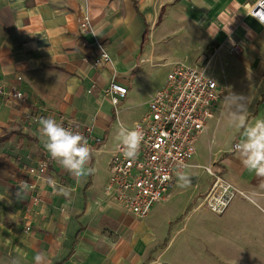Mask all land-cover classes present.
<instances>
[{
    "label": "crops",
    "instance_id": "1",
    "mask_svg": "<svg viewBox=\"0 0 264 264\" xmlns=\"http://www.w3.org/2000/svg\"><path fill=\"white\" fill-rule=\"evenodd\" d=\"M254 1L0 0V83L26 96L8 102L0 95V264L14 259L33 264L37 253L46 255L44 264H179L168 252L182 236L186 243L190 236L195 241L194 264H264V177L243 166L234 151L242 130L229 126L222 114L230 90L247 97L250 122L264 118V24L248 14ZM86 12L93 31L81 28ZM185 22L192 42L170 46L166 31L187 28ZM99 43L112 62L95 67ZM235 43L241 52L231 51ZM212 49L208 73L225 93L197 142L195 166L185 169L191 186L180 189L175 181L168 199L160 202L183 205L185 217L205 209L211 225L151 234L149 219L160 209L139 220L104 192L119 143L117 125L130 128L142 119L176 63H202V54ZM155 67L169 69L136 109L146 74ZM113 78L128 87L117 111L103 94ZM40 117L57 123L61 117L72 119L101 139L92 146L88 167L93 174L77 182L51 160L39 136ZM207 143L209 155L194 162ZM48 160L44 173L36 171ZM207 164L237 190L222 214L200 204L214 180L202 167ZM22 180L29 189L18 196ZM59 187L71 189L70 194ZM252 193H257L254 200ZM4 238L12 243L5 246ZM155 254L164 260L153 259Z\"/></svg>",
    "mask_w": 264,
    "mask_h": 264
},
{
    "label": "built area",
    "instance_id": "2",
    "mask_svg": "<svg viewBox=\"0 0 264 264\" xmlns=\"http://www.w3.org/2000/svg\"><path fill=\"white\" fill-rule=\"evenodd\" d=\"M248 14L264 24V0H255L248 8ZM80 25L85 31H93L92 20L87 12ZM102 48L107 53V59H101ZM231 51L241 52L240 44L235 43ZM111 62L107 47L99 43V52L93 59V65L100 67ZM208 69L209 61L196 65L176 63L149 101L145 115L130 127L138 126L143 133L137 158L126 159L118 144L114 149L109 163L110 177L104 192L125 211L137 217H147L157 203L168 199L169 190L176 181V170L184 164L191 166L197 142L205 133L203 130H207L208 121L214 116L217 104L225 93L223 86L208 73ZM18 79H22V76H18ZM103 94L117 111L119 103L127 97L128 87L113 78ZM0 95L8 102L21 101L26 97L20 89H8L2 83ZM59 123L86 137L91 147L94 141L101 140L92 135L90 128H81L72 119L61 117ZM48 162H43L36 171L44 173ZM202 167L214 180L200 204L222 214L237 190L214 170L212 164ZM38 201L39 197L36 196L35 202Z\"/></svg>",
    "mask_w": 264,
    "mask_h": 264
},
{
    "label": "clouds",
    "instance_id": "3",
    "mask_svg": "<svg viewBox=\"0 0 264 264\" xmlns=\"http://www.w3.org/2000/svg\"><path fill=\"white\" fill-rule=\"evenodd\" d=\"M101 51L103 53L101 59H107L104 48ZM223 105L222 114L227 116L228 125L238 131L242 130L243 138L234 145V151L238 154V158L245 168L255 172L258 177H264V118H256L250 122L247 119V97L235 94L230 90L223 98ZM38 124L40 125L39 136L46 152L77 182L95 172L94 168L88 167L94 149L86 137L65 128L52 117H40ZM203 131L206 132L207 130L204 129ZM115 140L119 142L118 147H122L123 156L126 159L134 160L138 156L143 141V133L138 126L130 129L118 122ZM189 167L187 164L181 165L175 172L176 186L180 189H187L191 186V174L185 171ZM165 179L169 178L165 177ZM49 183L54 188L56 187L54 181H49ZM28 189L29 183L22 180L19 185L18 196L21 192H27ZM58 191L68 196L71 189L59 187ZM256 196L257 193H252L253 200ZM11 243V239H3L5 246ZM45 260L46 255L44 253H37L33 257V264H44ZM12 264H21V260L14 259Z\"/></svg>",
    "mask_w": 264,
    "mask_h": 264
},
{
    "label": "rangeland",
    "instance_id": "4",
    "mask_svg": "<svg viewBox=\"0 0 264 264\" xmlns=\"http://www.w3.org/2000/svg\"><path fill=\"white\" fill-rule=\"evenodd\" d=\"M184 25L187 28H184L181 26H175L174 28H171L172 31H171V29L166 31V33H168L167 42H169L170 46L190 44L187 42H192L193 38L190 36V34H188L190 27L188 26V24L186 22L184 23ZM192 33L195 34V32L193 30H192ZM212 51H214V50L212 49L211 52L203 53L202 54L203 56L201 55L202 56L201 62L209 61V67H213V64H214V62H211L213 59L212 56H214V52H212ZM168 69H169L168 67H155L151 73L146 74L147 78L144 81H147V84L145 83L147 86V89L145 86L144 90L139 93L138 98L142 99V101H138L137 104L140 106L137 107L136 109L143 107V105L145 104V99H146L147 94L149 92L148 90H150L151 86L154 87V85L156 83H158L164 77V75H166V72L168 71ZM198 149H199L198 154L193 159L194 162H195V160H202L209 155L210 145L207 143V144H204L203 147H200ZM191 166H195L192 163V160H191ZM197 166L199 167L200 165H197ZM236 200H238V198L234 199V201H236ZM173 203H174V201L173 202H167L165 204L157 203L152 208V210H151L152 213L155 209H160L161 211H159V213H154V216L149 219L148 226L150 227L149 232L151 234L153 232H155V233H157V235L162 236L166 231L167 236H168L170 229L179 230V229H182L188 225V228L191 230V229L196 228L197 224H199L201 222L203 224H206V225H211V223L208 222L207 213H203V212H205V209H202L203 210V211H201L202 213L199 212V213H194L192 215L187 214V216L185 217L186 208L180 204L173 205ZM151 212H150V214H151ZM167 217H169V218L167 219ZM137 218L139 220L147 219V218H143V217H137ZM142 232H143V230H142ZM184 237L185 236L180 237V239H178L177 242L173 245L171 251L168 252V254L172 253L169 257L172 258V255L175 256V261H177V263H179V264L180 263H182V264H194L192 261L193 258L191 256L194 253L193 248L196 245L195 241H193L192 236H190L189 240L191 241V243H186L183 240ZM168 243H171V240ZM162 252L163 251H161V253ZM152 258L155 260H160L161 262L164 260L163 256L159 259V254H155V256H153Z\"/></svg>",
    "mask_w": 264,
    "mask_h": 264
},
{
    "label": "trees",
    "instance_id": "5",
    "mask_svg": "<svg viewBox=\"0 0 264 264\" xmlns=\"http://www.w3.org/2000/svg\"><path fill=\"white\" fill-rule=\"evenodd\" d=\"M99 142H101V140Z\"/></svg>",
    "mask_w": 264,
    "mask_h": 264
}]
</instances>
